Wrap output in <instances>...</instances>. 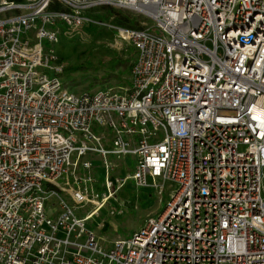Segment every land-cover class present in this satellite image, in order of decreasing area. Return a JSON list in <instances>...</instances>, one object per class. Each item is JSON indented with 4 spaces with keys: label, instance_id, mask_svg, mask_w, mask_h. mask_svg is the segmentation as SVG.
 I'll list each match as a JSON object with an SVG mask.
<instances>
[{
    "label": "built area",
    "instance_id": "built-area-1",
    "mask_svg": "<svg viewBox=\"0 0 264 264\" xmlns=\"http://www.w3.org/2000/svg\"><path fill=\"white\" fill-rule=\"evenodd\" d=\"M96 7L153 25L111 27L135 52L128 86L74 94L42 43ZM128 155L112 179L107 157ZM128 180L175 189L106 251L86 223ZM263 182L264 0H0V264H264Z\"/></svg>",
    "mask_w": 264,
    "mask_h": 264
},
{
    "label": "rangeland",
    "instance_id": "rangeland-1",
    "mask_svg": "<svg viewBox=\"0 0 264 264\" xmlns=\"http://www.w3.org/2000/svg\"><path fill=\"white\" fill-rule=\"evenodd\" d=\"M86 16L98 24L62 28L63 33L58 43L50 44L45 41L42 43L45 51L49 49L54 51L65 64V69L83 67L70 73L64 72L60 79L68 91L74 94L102 89L105 86H128L129 68L135 59V52L118 39L111 27L132 28L138 26L139 22L151 27L153 23L135 13L115 7H96L86 12ZM125 18L129 19L124 20ZM116 58L118 60H115ZM117 61L122 64L115 67L114 75L109 81L102 80L104 74L109 72L110 64L116 65ZM93 131L95 135L99 134L96 129ZM106 148L111 149L112 146L107 143ZM84 159H90L94 167L95 192L103 193L104 170L101 158L95 154L88 155ZM107 160L116 166V169L109 173L112 179L133 173L135 160L132 156L118 159L115 156H108ZM262 187L261 195L264 198V182ZM174 189L175 185L166 183L165 191L162 195H158L153 189H138L132 181L128 180L116 193V197L111 199L95 217L87 221L86 228L96 234L99 245L107 251L112 247L115 239L129 238L134 231L140 229L147 216H156L161 213L169 191ZM60 196L71 206L67 198L62 194ZM53 205L54 198L49 199L46 202V209ZM91 210L92 206L86 205L73 213L77 218H83Z\"/></svg>",
    "mask_w": 264,
    "mask_h": 264
},
{
    "label": "trees",
    "instance_id": "trees-1",
    "mask_svg": "<svg viewBox=\"0 0 264 264\" xmlns=\"http://www.w3.org/2000/svg\"><path fill=\"white\" fill-rule=\"evenodd\" d=\"M129 18H125L124 20H128ZM115 60H118L117 58L115 59ZM118 64L119 65H121L122 63H120L119 61H117V63H116V65L115 64H110V67H109V72L108 73H105L104 74V78L102 79V80H104V81H109L110 80V78H111V76H113L114 75V69H115V67L116 66H118ZM80 69H83V67H81V66H78V67H75V68H67V69H65L64 70V72H72V71H75V70H80ZM86 69V68H85ZM105 87H108V86H105Z\"/></svg>",
    "mask_w": 264,
    "mask_h": 264
},
{
    "label": "crops",
    "instance_id": "crops-1",
    "mask_svg": "<svg viewBox=\"0 0 264 264\" xmlns=\"http://www.w3.org/2000/svg\"><path fill=\"white\" fill-rule=\"evenodd\" d=\"M7 1L22 4V3L34 2L36 0H7Z\"/></svg>",
    "mask_w": 264,
    "mask_h": 264
}]
</instances>
